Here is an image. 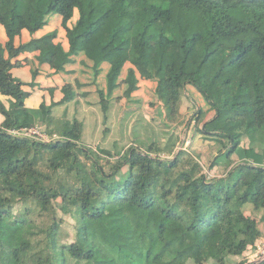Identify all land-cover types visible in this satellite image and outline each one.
<instances>
[{
	"label": "trees",
	"instance_id": "1",
	"mask_svg": "<svg viewBox=\"0 0 264 264\" xmlns=\"http://www.w3.org/2000/svg\"><path fill=\"white\" fill-rule=\"evenodd\" d=\"M56 20L67 49L54 42L57 29L32 38ZM0 27V95L9 101L0 103V264L246 262L264 222V0H0ZM24 31L30 38L15 43ZM34 50L50 74L83 56L96 88L78 93L68 81L60 99L27 106L30 82L15 71ZM188 86L213 115L199 107L188 148L163 159L167 146L176 149ZM141 90L151 92V111ZM141 110L144 139L133 125ZM55 117L64 130L57 140L6 132ZM154 125L168 127L164 137ZM87 129L117 130V138L120 130L95 148L108 167ZM197 137L206 148L190 151ZM203 149L213 158L207 173ZM60 211L74 221L63 244Z\"/></svg>",
	"mask_w": 264,
	"mask_h": 264
},
{
	"label": "rangeland",
	"instance_id": "2",
	"mask_svg": "<svg viewBox=\"0 0 264 264\" xmlns=\"http://www.w3.org/2000/svg\"><path fill=\"white\" fill-rule=\"evenodd\" d=\"M49 27H55L53 30H55V29L58 30V35L57 36H59L60 40H63V43L66 44L64 30L60 26V23L58 22V20L52 22L50 25H47V27H45L44 30H39V33H45L49 29ZM51 31H49V32H51ZM0 37L5 39V35H4V32H3L1 27H0ZM32 38L33 39H37V34L34 33L32 35ZM25 39H27V38L26 37H21V39L16 38L15 43H19L20 40L24 41ZM54 42H58V38L57 37L55 38ZM66 45H65V47H66ZM24 55L26 57H28V63H27V60H23L24 68L25 69L26 68L28 69V67L31 68L30 73H29L31 82L27 86V89H28V91H33L32 92L33 94L35 92L38 93V94H40L41 92H43V93L48 92V97L49 98L53 97V95L49 93L51 91L49 85L50 84H54V85L56 84V83H54L55 82L54 78L56 79V82L57 81L62 82L64 80H65L64 82H68L69 81L70 83H72L75 86L74 88H76L77 92L78 91L79 92L80 91H84V90L92 92L96 88L94 84L90 83V81H91V77L90 76L92 75L91 69L88 66L83 65V64L80 63V59L84 58L83 56L75 57L76 58V63L75 64L74 63L69 64L67 66V71H65L64 73H58L59 76H58V74H56L57 76L52 77V76L48 75L49 74L48 71H49L50 66L48 64L38 62V60H39L38 59V56H39L38 51H35V50L34 51H29V52L25 51ZM34 59H37V60L35 61ZM85 63H87V62H85ZM69 70L71 71V73H69ZM33 71H36L38 74L36 73L35 75H33V73H32ZM126 72H127V69H123V71L121 73V77L122 78H124V76H126ZM25 75L28 76V73L27 74L25 73ZM32 75H33V77H32ZM74 80L80 81L82 86L81 87H78V85L76 86ZM98 80L100 82L104 83V81H105L104 72L101 73V75H100ZM141 82L145 83L146 80L145 79H141ZM186 89H187V92H188V94L185 93L186 101L180 107V110L183 111V114H184L183 118L184 119H183L182 123L179 126H175L174 125V129L178 130V132L176 133V141H175V143L173 145V148L176 147V149H174V150L171 149V145L172 144L167 146L165 148L164 152L160 153V156L163 159H167L170 156L171 157L174 156V154H175L174 151L179 149L182 141L187 138L185 133L188 131V127L190 125H193V129H194V122L193 121H196V119H197L196 110L199 107H201L203 110L207 111V114H206V118L207 119L210 118L213 115V112L209 110L208 104L205 103V101L203 100L201 95L193 87L188 86ZM149 90H151V89H149ZM121 92H122V89L118 93L121 94ZM135 93L143 94L142 96L144 97L145 103L153 101L152 96H151V92H148L147 94H145L144 91L141 90V91H137V92L135 91ZM38 94H35L33 97L29 98L28 102H30L31 100H34L35 103L38 102L39 101V95ZM59 95H60V93H59ZM59 95L57 94L58 97H59ZM41 97H44L45 100H47L46 94L41 95ZM89 97L91 99L97 98L95 93H91L89 95ZM79 100H80V103H81L82 111L86 110L87 109V105L85 104L83 99L79 98ZM36 104L38 105V103H36ZM148 106H149L148 108H150V111L152 110L151 108L156 107V106H151L150 104H148ZM133 108L134 109L136 108V104H133ZM148 108H146V112H147ZM141 112H142L141 121H136V123H134L133 125H134V127H136L135 130H139L138 132H140L139 133L140 136L136 137V138L144 139L145 135L143 133H141V131H144V130H141V129H143L145 127V125L143 123L146 122V121H149V116L144 115L142 110H141ZM135 114H137V113H135ZM56 120H57V118H56ZM157 120H159V119H157ZM39 123H40V125H42L41 127L46 132H47V130H55L57 124L58 123L60 124V122H57V123L54 124V126H51L49 124L47 125L45 123H41V122H39ZM65 124L69 125L70 121L66 122ZM60 127H63V126H60ZM161 127H162L161 125L158 126V127L156 125H154V127H153L154 128V132L155 133H159L161 135V137H164L165 136V132H166V128H168V127L165 128V126H164V127H162V128H164V130H160ZM169 130H170V127H169ZM191 134H192V132L190 133V137H191ZM136 138L132 141L131 144L134 145V146H139L141 148L143 145L138 144L136 142ZM142 141H144V140H142ZM196 143H197V145H195V143H192L193 146L192 145L190 146L191 147L190 151L194 150V148H198V147H199V149H201L208 142H203L200 137H197ZM131 144H129V145H131ZM92 145L95 146L96 144L92 143ZM92 145L88 143V146L93 148ZM126 145H127V143L125 142V144L122 146V148L125 149ZM92 151L96 154V150L94 148H93ZM172 151H173L174 154H172ZM75 154L78 157V165H80V166L86 165V163H87L86 159L83 156H81L78 153V151H76ZM95 157H98L99 162L102 163L103 165L106 164V158L100 157L97 154H96ZM72 162H73V159H70V160L69 159H64L63 160V164L66 165V166H68ZM109 162H111V161L109 160ZM207 163H208V161H207V157H206V158H204L202 160L204 172H206L208 170ZM104 167H108V166L105 165ZM211 174H212V172H211ZM61 216L65 219V225H63L61 227V229L59 230L58 236H59V242L63 244L65 242H68L69 239H70V236H71L72 230H73L74 221H73V218L70 215L64 214L63 212H61Z\"/></svg>",
	"mask_w": 264,
	"mask_h": 264
},
{
	"label": "crops",
	"instance_id": "3",
	"mask_svg": "<svg viewBox=\"0 0 264 264\" xmlns=\"http://www.w3.org/2000/svg\"><path fill=\"white\" fill-rule=\"evenodd\" d=\"M58 22L60 23V21L58 20ZM51 24V23H50ZM49 24V25H50ZM61 26V25H60ZM47 27V26H46ZM55 27H49V29L45 32V33H39V31L36 33L37 34V37H40V36H42V35H44V34H46V33H48L49 31H51V30H53ZM42 30H44V29H42ZM64 30V29H63ZM64 35H65V32H64ZM23 37H26L27 39H29L30 38V36L24 31L23 32ZM58 38V42H61L62 43V45H63V47L65 48V49H67V47H68V43H67V38L65 37V39H66V44H64L63 43V40H60V37L58 36L57 37ZM27 39H25L24 41H27ZM65 45H66V47H65ZM34 55V54H33ZM28 58V57H26L25 55H21L20 56V58ZM35 61L37 60V59H34ZM29 65V64H28ZM27 69V68H26ZM25 68H24V66L22 67V68H20V69H18V70H16L15 71V75H16V77H18V78H20L21 80H23L24 82H27V83H29V82H31V80H30V76H29V73H30V70H31V68L30 67H28V69L26 70ZM48 72H50V71H48ZM25 73L27 74L28 73V76H26L25 75ZM38 74V73H37ZM49 76H52V77H55V76H57L56 74H48ZM58 76H59V74H58ZM54 80H55V82L54 83H56L55 85L54 84H50L49 85V87H50V89H51V91L49 92L50 94H52L53 95V97H51V98H49L48 97V92H45V93H43V92H41L40 94H38V93H32L33 91H30L32 94L30 95V97L29 98H31V97H33L35 94H38L39 95V101L38 102H36V103H38V105L40 104V102L42 101V99L44 98V97H41V95H43V94H46V97H47V100L46 101H52V100H58V99H60V96H61V87H62V85L65 83L64 81H62V82H59V81H57L56 82V79L54 78ZM63 83V84H62ZM59 93H60V95H59ZM78 93H79V91H78ZM57 94L59 95V97L57 96ZM141 95H143V94H141ZM6 97H3V96H1L0 95V103H2L6 108H8L9 107V101H8V99L6 98ZM28 98V99H29ZM90 100H96V98L95 99H91L90 97H88ZM28 99H27V101H26V105L27 106H30V107H33V106H38L35 102H34V100H31L30 102H28ZM30 103V104H29ZM29 104V105H28ZM184 104V103H183ZM182 104V105H183ZM181 111V113H183V111L182 110H180ZM56 118H57V120H56ZM59 118L58 117H55L53 120H52V124H51V126H53L55 123H57V122H59L60 120H58ZM4 120V116L2 115V113L0 112V122H2ZM194 122V121H193ZM130 128H132V125H129L128 127H127V130H123V134L125 135H123L124 137H128L129 139H130V134H131V132H132V130H130ZM194 129H193V125H190L189 127H188V131L185 133L186 134V136H187V138H189V140L191 141V137H190V133L193 131ZM87 131V138H88V142H89V144H91L92 145V143H94V144H96L95 146H93V148L95 149L96 148V146L97 145H99V144H101L102 142L104 143V144H107V141H103L102 140V136H105V134L106 135H108L109 134V136L110 137H113V138H117V135H116V133H117V130H108V131H104V130H100V129H97V130H86ZM63 132H64V130L60 127V126H57L56 127V129L55 130H47V134L49 135V137H51L52 135H55L56 137H57V139H60V138H62L63 137ZM120 130H118V138L117 139H120V137H121V135H120ZM56 139V140H57ZM204 148H206V146L204 145L203 146ZM202 152L204 153L203 154V156H202V160L204 159V158H206L207 157V161H208V163H207V166H210V164H209V162L210 161H212L213 160V158H210V156L208 155V153L206 154V149H205V151H204V149L202 150ZM259 228H260V230H261V233H262V237H261V240H264V222H261L260 224H259ZM260 240V241H261ZM259 241V242H260ZM258 242V243H259ZM257 243V244H258Z\"/></svg>",
	"mask_w": 264,
	"mask_h": 264
},
{
	"label": "built area",
	"instance_id": "4",
	"mask_svg": "<svg viewBox=\"0 0 264 264\" xmlns=\"http://www.w3.org/2000/svg\"><path fill=\"white\" fill-rule=\"evenodd\" d=\"M40 123H35L32 126L29 127H22V128H8L6 129V132L17 137L22 138H29L37 141H43V142H50L53 140H56L57 137L55 135H52L49 137L47 132L43 130ZM190 143L189 138H186L182 141L179 149H185L188 147ZM264 258V240H261L255 247V250L250 254V256L247 259V263H250L257 259Z\"/></svg>",
	"mask_w": 264,
	"mask_h": 264
},
{
	"label": "clouds",
	"instance_id": "5",
	"mask_svg": "<svg viewBox=\"0 0 264 264\" xmlns=\"http://www.w3.org/2000/svg\"><path fill=\"white\" fill-rule=\"evenodd\" d=\"M189 145H190V143H189ZM189 145H188V146H189ZM185 149H186V148H185ZM177 150H178V149H177ZM256 245H257V244H256ZM255 247H256V246H255ZM254 250H255V249H254ZM249 256H250V255H249ZM249 256H248V257H249ZM248 257H247V259H248ZM247 259H246V262H245L244 264H252V263H254V262L256 261V260H254V261H252V262H250V263H247ZM257 260H258V259H257Z\"/></svg>",
	"mask_w": 264,
	"mask_h": 264
},
{
	"label": "water",
	"instance_id": "6",
	"mask_svg": "<svg viewBox=\"0 0 264 264\" xmlns=\"http://www.w3.org/2000/svg\"><path fill=\"white\" fill-rule=\"evenodd\" d=\"M262 261H264V258H262V259H258V260H256L254 263H252V264H258V263H260V262H262Z\"/></svg>",
	"mask_w": 264,
	"mask_h": 264
}]
</instances>
